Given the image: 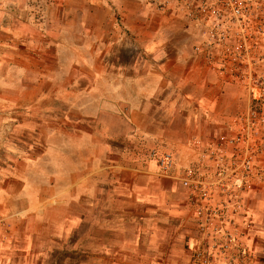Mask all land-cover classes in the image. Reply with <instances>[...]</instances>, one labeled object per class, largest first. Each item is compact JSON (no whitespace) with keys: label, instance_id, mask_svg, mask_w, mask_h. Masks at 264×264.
I'll list each match as a JSON object with an SVG mask.
<instances>
[{"label":"rangeland","instance_id":"rangeland-1","mask_svg":"<svg viewBox=\"0 0 264 264\" xmlns=\"http://www.w3.org/2000/svg\"><path fill=\"white\" fill-rule=\"evenodd\" d=\"M144 2L194 35L205 81L193 78L184 98L169 101L161 116L169 145L139 152L128 128V152L110 145V159L123 155L120 165L128 167L150 160L161 178L180 183L175 219L130 197L114 210L110 196L93 199L79 188L88 168L80 138L100 130L68 125L90 116L84 96H52L99 89L100 69L80 64L84 49L61 50L59 36L46 31L61 17L87 42L85 0H0V264H264V0H240L244 15L221 19L215 44L189 16L187 0ZM99 3L118 14L114 1ZM116 50L110 55L125 63L137 54ZM53 148L64 155H46ZM165 155L173 159L169 174L160 167Z\"/></svg>","mask_w":264,"mask_h":264},{"label":"crops","instance_id":"crops-1","mask_svg":"<svg viewBox=\"0 0 264 264\" xmlns=\"http://www.w3.org/2000/svg\"><path fill=\"white\" fill-rule=\"evenodd\" d=\"M101 1L108 6L114 1L118 14L112 15L111 7L104 12L99 0H85L91 12H85L83 16L86 28L84 36L91 46L87 42L79 43L80 40L74 37L76 34L72 27L61 17L48 21L46 31L48 36H59L58 45L61 50L84 49L87 59L80 64L100 69L98 73L95 71L94 80L100 84L99 89L97 86H90L84 90L71 89L52 96L54 99L69 102H75L76 97L84 96L89 101L82 111L84 115L90 116L80 120L68 118V125L75 127L74 124L80 121L79 124L85 125L86 129L97 126L100 130L97 133L87 130L83 138H80L88 146V168L80 179L79 188L84 187L85 196L93 199L96 194L107 198L110 196L109 202L114 210L120 207L124 198L130 197L138 199V202L143 201L155 212L164 210L170 218L175 219L173 212L178 209L175 211L176 201L173 200L183 190L180 183L161 178L157 165L150 160H138L143 163L136 167L120 165L123 155L110 159V145L116 144L122 148L121 153L126 154L128 150L125 151V148L130 139L128 128L138 136L133 138L140 147L139 152L169 145L170 141L164 135L168 121L161 119L162 115L169 114V101L184 98L181 91L193 78L205 81V75L199 74L201 70L195 54L194 35L183 25L173 22L168 15L150 11L144 0ZM52 26L58 27V31L52 32ZM111 46L117 48V55L126 54L130 49H133L132 55L134 52L137 54L125 63L110 55ZM73 65L75 66V62ZM89 107L94 108V111H89ZM68 109L71 111L74 108ZM114 119L119 120L121 126L112 124ZM58 138L60 136L52 140ZM75 138V134H69V147H72ZM46 155L59 157L64 152L53 148ZM75 183L76 181V187ZM88 203L91 206L96 205L92 201ZM171 228L174 229L173 224ZM173 244L174 241L171 247ZM104 252L109 253L107 250Z\"/></svg>","mask_w":264,"mask_h":264},{"label":"built area","instance_id":"built-area-1","mask_svg":"<svg viewBox=\"0 0 264 264\" xmlns=\"http://www.w3.org/2000/svg\"><path fill=\"white\" fill-rule=\"evenodd\" d=\"M189 2V16L192 20L203 26L208 27L209 38L212 44H215V36L217 33V23L226 16L232 14L234 16L244 15V6H240V0H187ZM242 9V10H241ZM211 44V45H212ZM199 44L195 47V52H200ZM161 170L165 174H169L173 168V159L170 155H165L160 161ZM190 184L187 182L186 186ZM201 260L203 254L198 255Z\"/></svg>","mask_w":264,"mask_h":264}]
</instances>
